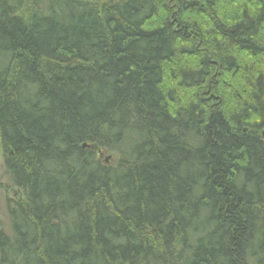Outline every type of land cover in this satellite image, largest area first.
Listing matches in <instances>:
<instances>
[{"label": "trees", "instance_id": "16d2710c", "mask_svg": "<svg viewBox=\"0 0 264 264\" xmlns=\"http://www.w3.org/2000/svg\"><path fill=\"white\" fill-rule=\"evenodd\" d=\"M263 134L264 0H0V264H264Z\"/></svg>", "mask_w": 264, "mask_h": 264}, {"label": "rangeland", "instance_id": "374dc122", "mask_svg": "<svg viewBox=\"0 0 264 264\" xmlns=\"http://www.w3.org/2000/svg\"><path fill=\"white\" fill-rule=\"evenodd\" d=\"M98 156L100 157L101 160H104V162H107V164L110 165L114 164L116 161L115 154L107 153L104 150H101ZM8 183L9 181L7 175L4 172L1 151H0V228L4 230L8 229V220H7L5 202H4L7 194V190L5 189V186H7Z\"/></svg>", "mask_w": 264, "mask_h": 264}, {"label": "water", "instance_id": "95a60500", "mask_svg": "<svg viewBox=\"0 0 264 264\" xmlns=\"http://www.w3.org/2000/svg\"><path fill=\"white\" fill-rule=\"evenodd\" d=\"M86 144H83V146H85Z\"/></svg>", "mask_w": 264, "mask_h": 264}]
</instances>
